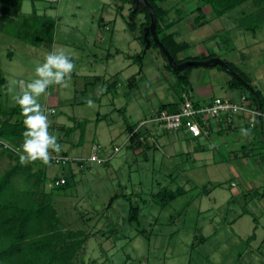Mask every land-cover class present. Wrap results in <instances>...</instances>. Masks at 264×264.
Listing matches in <instances>:
<instances>
[{
  "label": "rangeland",
  "instance_id": "374dc122",
  "mask_svg": "<svg viewBox=\"0 0 264 264\" xmlns=\"http://www.w3.org/2000/svg\"><path fill=\"white\" fill-rule=\"evenodd\" d=\"M134 2L138 6V0ZM252 3L235 9L236 19L230 14L229 23H240ZM120 4L119 0H24L23 14L31 13L35 6L56 21L53 42L34 46L0 32V107L20 109L13 99L21 91L19 81L26 85L38 78L35 68L54 47L73 58L75 69L68 87L50 86L39 103L49 117L50 132L63 146L60 153L72 158L65 164L50 161L44 166L47 191L56 175L74 174V184L65 191L55 190L54 206L63 226L89 233L76 260H95L96 264H264V200L251 198L247 187L264 188V157L248 154L244 159L242 153L229 152L225 145L215 153L194 155L196 142L177 138L183 137V131H168L152 122L140 130L156 127L163 138L158 137L155 146L148 140L141 146L131 145L127 124L138 126L158 111L151 113L159 94L151 95L150 89L163 85L172 91L177 86L162 74L163 57L158 48L151 45L142 63L138 62L143 49L139 39L143 15L135 18L133 4H125L120 11ZM260 39L264 40L263 31ZM114 81L116 88L108 89ZM130 82L135 84L130 86ZM98 86L106 89L99 97ZM170 90H164L165 97L172 94ZM240 90L233 88L235 95ZM88 97L95 101L94 107L74 104ZM75 121L87 123L82 141L81 128L67 132L59 127L73 126ZM95 144L103 146L101 155H112L108 163L87 160ZM73 158H84V166ZM10 163L7 156L0 157V174ZM179 186L185 193L167 206L155 202L153 194L162 187ZM116 194L121 196L112 201ZM131 203L140 206L138 222L127 220Z\"/></svg>",
  "mask_w": 264,
  "mask_h": 264
},
{
  "label": "trees",
  "instance_id": "16d2710c",
  "mask_svg": "<svg viewBox=\"0 0 264 264\" xmlns=\"http://www.w3.org/2000/svg\"><path fill=\"white\" fill-rule=\"evenodd\" d=\"M24 0H0V32L18 38L24 42L34 46H41L43 43H52L55 35L56 21L47 14H41L34 6L29 14L22 13V5ZM121 2L119 9L123 10L125 4H133V15L137 18L143 15L141 19V35L139 39L143 46L138 62L142 63L143 55L147 48L145 37L150 40L153 47L159 49L160 53L166 60V67L179 78L178 83L185 84L188 81L184 77L183 71H176L169 63L168 57L160 49L155 42L151 32L148 30L151 24L150 10L143 3L139 8H136L134 0H119ZM153 7L156 17V32L160 41L165 48L175 59L177 64L189 59L192 61L206 60V57H193L187 60H178L177 54L181 49H185L186 43L175 41L172 34L165 36L167 29L173 27L179 20L173 21L168 25H163L162 21L168 14V9L163 7V2L166 0H147ZM204 4H210L216 15H224L237 6L250 0H201ZM257 6H264V0H252ZM200 9V8H199ZM133 29V24H129ZM147 29V30H146ZM148 31V33H146ZM189 60V61H190ZM230 67L237 70L233 63L228 62ZM243 79L252 86L249 78L239 72ZM99 78V76H97ZM130 82V86L134 85ZM229 85L233 88H242L249 93V98L258 106L261 104V111L264 113V98L259 91L252 92L246 87L242 81L231 78ZM117 82L109 84L108 89H114ZM259 96V100L258 97ZM77 98V96H76ZM85 103L84 99L75 100L74 104ZM171 104L161 105L160 109L166 108ZM122 110V109H121ZM173 110V109H171ZM54 113V112H53ZM25 117L21 110L17 107L3 108L0 107V138L12 143L15 147L21 148L23 143L22 133ZM262 116L259 121L262 122ZM85 121H75L73 126H59L67 132L81 128L80 141L85 136ZM145 126V125H144ZM143 126V127H144ZM142 127V126H141ZM133 124H127L126 128L129 131V140L131 145L141 146L145 143L142 138L143 131ZM146 128V127H145ZM259 130L258 121L255 126ZM260 136V133H258ZM191 140L193 138L187 135ZM209 137V136H208ZM12 150L5 148L0 143V157L7 156L11 163L2 174H0V264H96L95 260L89 262L77 261L76 257L85 246L89 238V233L83 229H70L63 226L59 211L54 206L55 190H64L71 186V179L74 178L72 172L62 175L65 178V183L51 187L50 191L45 189L48 183L45 164L41 161L29 163L27 166H22L19 163V157ZM66 155L65 153H62ZM104 156V155H103ZM112 155L103 164L108 163ZM52 161V160H51ZM83 167L85 160H76ZM61 176L56 175L52 181L59 179ZM185 188L179 186L176 189L162 187L159 191L153 194L155 202L160 206H167L170 202L185 193ZM251 198H264V188H253L249 193ZM119 194L112 197V201L119 198ZM125 198H130L126 197ZM247 196V195H245ZM140 206L132 204L130 206L128 222H138L140 219ZM247 212V210L245 211ZM256 220V218L254 219ZM255 237V232L248 238L250 241Z\"/></svg>",
  "mask_w": 264,
  "mask_h": 264
},
{
  "label": "crops",
  "instance_id": "0c3cea01",
  "mask_svg": "<svg viewBox=\"0 0 264 264\" xmlns=\"http://www.w3.org/2000/svg\"><path fill=\"white\" fill-rule=\"evenodd\" d=\"M248 2L237 6L224 15L218 16L210 4H204L201 0H166L162 5L169 12L162 21V24L168 25L173 21L179 20L173 27L167 29L164 34L165 36L172 34L175 41L186 43V48L181 49L177 54L178 60H187L193 57H206V60H208L219 57L226 63L231 62L237 68L235 71L237 73L243 72L249 78L251 87L255 91H259L264 98V53L261 51L264 49V40H259V35H261L262 31L264 32V6H257L252 3L251 7L253 8L246 16L242 17L240 23L236 20H233L231 24L229 23V20H232L230 14L236 19V14L233 11L237 8L239 9V7L242 8ZM244 11L245 9H243L242 13H245ZM244 20L246 21L243 22ZM166 64L167 62L163 57L162 68L164 71L162 74L167 79L171 77V82L177 86V89L173 84L171 85L172 88L174 87L172 91L163 85H160L158 88L156 87V90L150 89L151 95L157 96L159 94L157 106L151 113L158 110L161 105L167 104L171 105L166 106V108L177 110L180 106L181 92L185 88L190 90L193 100L199 104L208 103L215 97H228L235 101L238 98L239 101L243 94H248L246 90L238 88L241 89L240 93L235 95L233 87L229 85V81L233 78V75L220 65H191L186 67L183 70V75L187 77L188 81L182 87L178 83L179 78L166 67ZM144 68L145 66L142 64V71ZM147 72L151 73L152 71L149 70ZM170 72L174 74L173 78ZM239 75L242 76L240 73ZM155 80L157 83L162 82L159 78H155ZM154 83L156 82L154 81ZM157 83L155 86H158ZM164 90H170L172 96L165 97ZM131 91H134V89ZM262 118L261 123L258 119L259 130L250 129V136H243L241 134V128L249 127L247 117L239 115L232 127L221 130L217 129L209 137L202 138L206 141L205 144L200 143L199 139L193 140L196 142L194 155L206 151H213L215 153L220 147L222 148L225 145L229 152L235 153L239 151V153H242L244 159L248 154H253L256 157L259 155L263 159L264 116ZM258 133H260V136ZM143 135L142 138L145 139V142L146 140L148 142L152 141L155 146L158 143V137L162 136L163 133L159 132L156 127L146 126ZM182 136L177 138L192 141L184 131L182 132ZM167 141L170 143L171 139L168 137ZM260 143L261 145H259ZM209 145H215V147H209ZM234 185L235 183H232V186ZM247 187L249 190L255 188L253 184ZM260 200H264V198Z\"/></svg>",
  "mask_w": 264,
  "mask_h": 264
},
{
  "label": "clouds",
  "instance_id": "9594fccd",
  "mask_svg": "<svg viewBox=\"0 0 264 264\" xmlns=\"http://www.w3.org/2000/svg\"><path fill=\"white\" fill-rule=\"evenodd\" d=\"M74 69L72 56L54 47L45 56L44 62L35 68L38 78L26 85L24 81H19L21 91L13 99L20 106L21 113L25 117L23 122L25 131L22 133L24 139L16 153L22 166L38 160L48 165L54 159L53 153L59 154L63 150V146L58 142V136L49 130L51 127L49 117L42 109L39 98L46 94L52 85L68 87V80ZM104 91H106L104 87L98 86L97 97ZM85 103L90 108L95 106V101L91 97L85 98ZM240 131L243 136L250 135L249 128H241ZM209 147H215V145H209Z\"/></svg>",
  "mask_w": 264,
  "mask_h": 264
},
{
  "label": "built area",
  "instance_id": "2783aa9c",
  "mask_svg": "<svg viewBox=\"0 0 264 264\" xmlns=\"http://www.w3.org/2000/svg\"><path fill=\"white\" fill-rule=\"evenodd\" d=\"M180 98V106L177 110H170L169 108L160 109L154 112L150 118L142 120L138 127L152 122L168 131H184L193 138H206L217 129L221 130L232 127L235 119L239 115H245L247 117L250 129H254L260 116H264L261 108L256 106L246 94H243L239 101L228 97H215L208 103L199 104L193 100L190 90L185 88L182 90ZM53 112L54 110L51 111V113ZM0 143L13 152H17L20 149L1 138ZM102 150V145L95 144L87 160L98 163H103L108 160L111 155H101ZM119 150L120 147H114L115 152ZM53 157V162L61 164L72 160V158L62 153H54ZM73 160L80 161L85 159L73 158ZM65 182V178L61 176L59 179L53 181L51 185H62Z\"/></svg>",
  "mask_w": 264,
  "mask_h": 264
},
{
  "label": "water",
  "instance_id": "95a60500",
  "mask_svg": "<svg viewBox=\"0 0 264 264\" xmlns=\"http://www.w3.org/2000/svg\"><path fill=\"white\" fill-rule=\"evenodd\" d=\"M141 3H143L150 10L151 24H150L148 30L151 32L155 42L159 45L160 49L168 57L169 63L171 64L173 69H175L176 71H183L186 67L191 66V65H203V66L220 65L223 68H225L226 70H228L233 75L234 78L242 81V83L246 87H248L252 92H254V89L251 86H249V84L242 78V76H240L239 73H237L234 69H232L228 65V63H226L224 60H222L219 57L211 58V59L204 60V61H194V60L185 61V62L177 64L175 62V59L173 58V56L170 54V52L165 48L163 43L160 41L159 36H158V34L156 32V17H155V13H154L153 7L149 4V2L147 0H138L137 8H139L141 6ZM146 33H148V31H146ZM145 40L147 41L146 48H149L151 46L150 40L147 37H145ZM257 97H258V100H259L260 99L259 96H257ZM259 108H261V104L260 103H259Z\"/></svg>",
  "mask_w": 264,
  "mask_h": 264
}]
</instances>
